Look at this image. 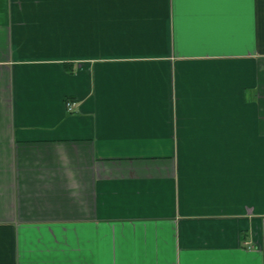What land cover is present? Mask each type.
Masks as SVG:
<instances>
[{"label": "crops", "instance_id": "1", "mask_svg": "<svg viewBox=\"0 0 264 264\" xmlns=\"http://www.w3.org/2000/svg\"><path fill=\"white\" fill-rule=\"evenodd\" d=\"M0 264H264V0H0Z\"/></svg>", "mask_w": 264, "mask_h": 264}, {"label": "built area", "instance_id": "2", "mask_svg": "<svg viewBox=\"0 0 264 264\" xmlns=\"http://www.w3.org/2000/svg\"><path fill=\"white\" fill-rule=\"evenodd\" d=\"M66 108H67L68 112L71 111V109H72V104H70V103H66Z\"/></svg>", "mask_w": 264, "mask_h": 264}]
</instances>
